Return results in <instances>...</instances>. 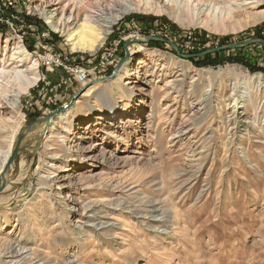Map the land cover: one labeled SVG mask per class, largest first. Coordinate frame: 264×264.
I'll list each match as a JSON object with an SVG mask.
<instances>
[{
  "label": "rangeland",
  "instance_id": "374dc122",
  "mask_svg": "<svg viewBox=\"0 0 264 264\" xmlns=\"http://www.w3.org/2000/svg\"><path fill=\"white\" fill-rule=\"evenodd\" d=\"M252 1L237 4L245 7ZM82 3L0 0V155L12 130L9 125L18 121L29 133L20 143L28 146L12 159L0 191V215L16 223L21 214L19 223L0 230V237L24 244L35 235L30 246L72 264H264V90L250 85L253 105L241 97L242 82L254 75L264 78V43L201 57L177 53L264 40V19L215 33L181 26L166 13L133 11L113 24L96 51L88 52L71 49L78 41ZM227 6L229 10L213 7L219 15L215 21L237 9L236 4ZM35 8L66 23L77 38L67 41ZM254 8L259 12L264 4ZM18 41L40 62V79L12 109L14 76L27 64L11 58ZM124 41H129L125 49ZM136 48L140 50L130 54ZM125 50L129 64L124 83L133 93L127 97L114 91L119 127L107 125L114 119L109 112L103 111L105 118L99 121L98 110L74 114L66 142L45 147L43 133L61 111L84 107L89 99L93 103L96 94L103 99L98 107L108 105L100 93L106 79L100 78L117 70ZM139 59L144 63L137 70ZM76 67L87 72L82 83L73 78ZM172 77L178 80L166 86ZM85 84L87 88L73 97ZM46 115H51L48 123L38 129L43 121L37 118ZM88 123L93 124L90 129ZM38 131L42 138L30 134ZM69 146L66 158L64 148ZM49 152L57 161L65 159V166L49 170ZM58 184L56 191L67 195L60 205L52 198V215L44 195ZM88 204L95 208L93 224L77 218ZM144 214L156 217L154 225ZM38 221L50 223L49 229L47 224L38 228ZM158 221L166 224L152 229L159 227ZM98 222L102 224L94 226Z\"/></svg>",
  "mask_w": 264,
  "mask_h": 264
},
{
  "label": "bare ground",
  "instance_id": "6f19581e",
  "mask_svg": "<svg viewBox=\"0 0 264 264\" xmlns=\"http://www.w3.org/2000/svg\"><path fill=\"white\" fill-rule=\"evenodd\" d=\"M107 1L108 2H106L103 5L102 3H100V1L90 2V0H82L83 3L78 7V12L82 13V18H81L82 22L79 25V30H78L79 31L78 41L72 43L73 45L71 49L88 51V52L96 51L106 40L109 32L111 31L113 24L118 19L123 17L125 14H129L133 11L141 10L144 12H152L155 14L166 13L169 16H171L174 20H176L181 26L184 27L201 26L206 30L215 33L234 31L237 28H242L246 25L254 24L264 19V10L257 12L254 8L255 5L264 4V0L252 1L251 3H248L250 5H246L245 7L244 5L241 6L237 4L238 0H194L196 1V3L193 6L189 5L186 2V0H107ZM234 4H236L237 9H231L232 12L230 13L229 16L228 13L227 14L223 13L221 20L215 21L216 18H219L218 17L219 15L218 13L214 12V8H213L214 6H216L217 8L219 7L222 10H229L227 5L234 6ZM204 5L206 6L205 8H203ZM209 5H211L210 8L208 7ZM35 10L36 13H38L44 19L45 23L52 30L61 34V36L66 37L67 41H71V39L75 40V38H77L74 37V34H72L74 31H70L68 29L66 23L63 22L62 24V22H60L58 18L52 16V14L47 13L41 8L39 9L35 8ZM225 14L227 15L226 17ZM134 17L139 18L140 15H136ZM136 45L139 46L138 44ZM15 46L16 47H13L14 52L11 58L16 56V58L19 59V62H21L22 64L26 62L27 64L25 65V69L23 71H20L14 76L15 85L12 88L11 94L9 95L12 100L11 102L9 101V104L12 109H16L20 106L21 98H22L20 95L30 93V91L33 89V87L38 83L40 79V74H39L40 62L38 61V59H33V57L26 49V47H24L19 41ZM135 50L138 51L140 50V48L130 49L129 51L130 54H133ZM148 55H151V52L148 51ZM143 63L144 60L139 59L136 69L138 70L139 68H142ZM120 64L121 65L117 68L114 75L110 78H107L104 81L103 86L101 85L102 88H100L101 89L100 93H102L107 97V100L109 102L108 105L106 104L104 106L98 107L97 102L102 101L103 99H101L98 96V94H96V98H95L96 100H94L93 103H91L92 99H89L88 101H86L87 104H85L84 107L73 105L67 110L61 111L57 115V117L53 119V122L46 129L45 133H43L44 134L43 138H45L44 140L45 147L51 146V142H60L61 143L60 146H62L66 142V139L68 137V132L71 130L72 127H74V122L72 120L74 114L83 113L84 116H86V114L89 115L92 111L98 110L99 116L96 117V120L99 121L105 118L104 112L105 113L109 112L110 116L114 115V119L109 118L108 121L106 122L107 125L112 126L111 128L119 127L118 116H116L118 113L117 112L118 106H117L116 97L114 96L115 95L114 91H116L117 93L124 92L127 97H129L133 93L132 88H128L127 83H124V79H125L124 76L128 74L129 59L121 62ZM177 80H178L177 77H172L170 80H168L166 86L173 85ZM242 83L244 85V91H241V97L243 98V101L246 102L249 101V103L253 105V94L252 91L250 90V85H254V86L256 85V89H258V91L264 90V78L261 77L260 75H254L252 80H248L247 82H242ZM230 89L232 90L231 95L234 96V94L236 93V86L232 84ZM8 92L10 93V91ZM198 109L199 108H196L195 110L197 111ZM255 121L256 120L254 118L253 122L251 121L250 124L254 125ZM43 125L44 122L43 124L42 123L39 124L38 129L42 128ZM92 125L93 124L89 125L88 123V129H90ZM9 127H12V130L9 132L10 136L7 138L8 142L5 147V150L0 155V172L2 171L3 166L6 163L12 148L16 143L17 134L21 130L22 133L24 132V134H27V135H23L24 137L22 138L20 143H22L23 140L28 139L26 138V136H28L29 133L26 132L24 128L21 127V123H18V121L17 122L15 121L14 125H9ZM40 133L41 131L32 132L30 134L36 136L35 137L36 139H39L41 136H37V135ZM64 149L67 150V154H66V158H67V156H70L69 154L70 146L69 149L67 148ZM49 153H51L49 156L50 158L49 170L55 171L65 166L64 165V163L66 162L65 159H60L59 161H57L58 159H55L57 158L55 154L53 152H49ZM48 182L49 181L45 180L46 184ZM59 187H61L60 184H58L57 187H53L52 189H50L48 194L44 195L47 199L48 212L52 215H54L55 213L52 203V198H55L57 204L60 205L61 203H63L62 201L65 195H67V194L63 195V192L61 193L57 192L56 190ZM43 193H39V196H41V194ZM92 204H94L95 206V203ZM90 205L91 204H88L85 207V210L83 211V215L77 216V218L78 220H84V222L87 220V222L89 223L92 222L91 224H93V221H95L97 217H95L94 215L95 214L94 206L91 207ZM65 206H67V204ZM20 215L21 214H19L16 217L15 219L16 223L13 219L10 220L4 215H0V230L7 228L9 225H11L12 222L15 223L14 226L18 225L19 222L17 221L20 219ZM26 215H29L32 220L33 219L37 220L35 215H31L28 213L23 214V216ZM143 216L144 218H147V223L149 222L150 224L154 225L153 222L156 221L155 219L156 217L153 214H150L148 216L144 214ZM26 220L27 219H23L21 217L22 223L26 222ZM42 221H38L39 222L37 224L38 228H40L44 224H47ZM100 224L102 223L98 222L94 226H99ZM159 224H160L159 227L151 225L152 229L158 230L159 228L164 227L166 222L163 221L160 222ZM49 225L50 223L46 225L48 229H49ZM34 242H35V235H32L31 240L26 241L24 244H20L17 241H13L12 238L5 239L4 237H0V264L3 263L4 264H72L73 263L68 258L67 259L65 258L61 261H57L56 258L53 259L51 256L38 251L36 248H33V246H30L33 245Z\"/></svg>",
  "mask_w": 264,
  "mask_h": 264
},
{
  "label": "water",
  "instance_id": "95a60500",
  "mask_svg": "<svg viewBox=\"0 0 264 264\" xmlns=\"http://www.w3.org/2000/svg\"><path fill=\"white\" fill-rule=\"evenodd\" d=\"M158 40L164 41L162 38H158ZM128 42L129 41H124L123 42L124 49H125V45ZM166 42L168 44H170L175 50H177L176 46L172 42H170L168 40H166ZM255 42L264 43V40L263 39H248V40H244L242 42H237V43H232V44H227V45H221V46H217V47H214V48L206 49V50H203L201 52H198V53H195V54H190V55H182L181 53L178 52V50H177V53L180 56H182V57H201V56H204V55H207V54H210V53H214V52H217V51H221V50L241 48L243 46H246L248 44L255 43ZM126 57H127V52L125 50V55L119 60L118 65H120V63L123 62L126 59ZM118 65H117V67H118ZM115 71H116V68L108 76L101 77L100 79L105 80L107 78L112 77L114 75ZM94 80L96 81V78ZM87 86H88V84H85L84 86H82L74 94L73 97H77L83 90H85L87 88ZM69 102H71V100ZM50 116L51 115L41 116L40 118H37V121L41 120L46 125L48 123V120H49ZM22 128H24V130H28V126H22ZM23 135H24V132L22 133V130L17 134L16 143H15L14 147L12 148L11 153H10L6 163L3 166L2 171L0 172V191L2 189H4V187L7 184V180L8 179L6 178V174H7V169L9 167L12 159L14 158L15 155H17L22 150V148L28 146V145H21L20 144L22 138L24 137Z\"/></svg>",
  "mask_w": 264,
  "mask_h": 264
},
{
  "label": "built area",
  "instance_id": "2783aa9c",
  "mask_svg": "<svg viewBox=\"0 0 264 264\" xmlns=\"http://www.w3.org/2000/svg\"><path fill=\"white\" fill-rule=\"evenodd\" d=\"M73 74H74L73 78L81 83L84 82L87 78V72L83 70L81 67L74 68Z\"/></svg>",
  "mask_w": 264,
  "mask_h": 264
},
{
  "label": "trees",
  "instance_id": "16d2710c",
  "mask_svg": "<svg viewBox=\"0 0 264 264\" xmlns=\"http://www.w3.org/2000/svg\"><path fill=\"white\" fill-rule=\"evenodd\" d=\"M143 16L139 19V20H142ZM148 19H153V17H147Z\"/></svg>",
  "mask_w": 264,
  "mask_h": 264
}]
</instances>
